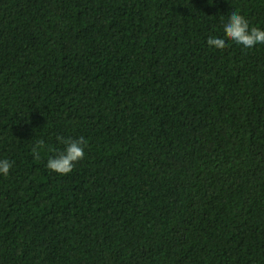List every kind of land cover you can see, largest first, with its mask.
I'll use <instances>...</instances> for the list:
<instances>
[{
	"label": "trees",
	"instance_id": "obj_1",
	"mask_svg": "<svg viewBox=\"0 0 264 264\" xmlns=\"http://www.w3.org/2000/svg\"><path fill=\"white\" fill-rule=\"evenodd\" d=\"M231 11L264 29V0H0V264H264V44Z\"/></svg>",
	"mask_w": 264,
	"mask_h": 264
},
{
	"label": "clouds",
	"instance_id": "obj_2",
	"mask_svg": "<svg viewBox=\"0 0 264 264\" xmlns=\"http://www.w3.org/2000/svg\"><path fill=\"white\" fill-rule=\"evenodd\" d=\"M224 33L228 40L242 45L245 49L255 47L257 44H264V29L257 27H250L249 21L246 17L240 14L239 11H231L227 23L224 25ZM209 46L217 49H224L227 47L226 39L209 37L207 40ZM58 139L67 145L66 149L59 152L54 157H49L46 167L61 175L71 173L76 164L85 158V147L87 141L84 137L79 139H65L58 137ZM39 145L33 149L36 157L39 158ZM12 162L8 159L0 160V174L8 176L12 168Z\"/></svg>",
	"mask_w": 264,
	"mask_h": 264
}]
</instances>
